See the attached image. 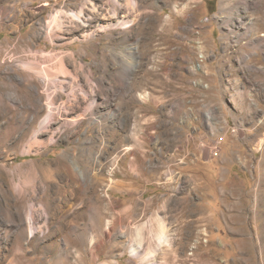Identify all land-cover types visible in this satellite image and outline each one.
<instances>
[{
  "label": "rangeland",
  "instance_id": "374dc122",
  "mask_svg": "<svg viewBox=\"0 0 264 264\" xmlns=\"http://www.w3.org/2000/svg\"><path fill=\"white\" fill-rule=\"evenodd\" d=\"M0 264H264V0H0Z\"/></svg>",
  "mask_w": 264,
  "mask_h": 264
},
{
  "label": "crops",
  "instance_id": "0c3cea01",
  "mask_svg": "<svg viewBox=\"0 0 264 264\" xmlns=\"http://www.w3.org/2000/svg\"><path fill=\"white\" fill-rule=\"evenodd\" d=\"M120 185H122V182H120ZM138 192L139 191L137 190L135 184L123 182V185L120 187L119 191H117L115 193V195L111 197V200L114 198L115 201L119 202V206H118L119 210L118 211H116V206L113 205V203H111L112 208H113V212H115V214H117L119 217L124 216L125 218L128 217L130 219L131 218L132 219L137 218L139 215L142 214L141 212L144 213L146 209L150 208L151 200L146 199L144 197V193H141V192L138 193ZM132 195H134L135 197L128 198ZM121 202H122V204H121ZM114 219L115 218L112 216V219H110V224L114 223ZM160 224H162V223H160ZM111 226H113V225H111ZM115 226L116 225H114V227ZM164 229H165V227H164ZM165 231H166V229H165ZM164 243H165V241H164ZM133 246H134L133 249H136L135 245H133ZM137 248H141V247L137 246ZM135 257L138 259L137 255H135ZM139 262L140 261H138L137 263H139Z\"/></svg>",
  "mask_w": 264,
  "mask_h": 264
},
{
  "label": "bare ground",
  "instance_id": "6f19581e",
  "mask_svg": "<svg viewBox=\"0 0 264 264\" xmlns=\"http://www.w3.org/2000/svg\"><path fill=\"white\" fill-rule=\"evenodd\" d=\"M131 4L133 5V2L131 1ZM81 15H83L82 14V11H80V12H78V13H72L71 14V16L75 19V20H81ZM57 19V18H56ZM54 24V23H53ZM29 70V69H28ZM60 70L61 71H64L65 70V67H64V65L62 64L61 65V68H60ZM35 72H38V71H36V70H34ZM38 74V73H37ZM241 94V93H240ZM237 95V94H236ZM238 96V98H241V96H242V94H241V96L239 97V94L237 95ZM53 97V96H52ZM55 102V100H54V98H51V100H50V103H51V105L53 104ZM51 108V107H50ZM52 110V109H51ZM50 110V111H51ZM51 115H53V113H52V111L50 112V114H49V117L51 116ZM48 124V122H45V124L43 125V126H45V125H47ZM31 151V150H30ZM30 151H28V152H30ZM82 174V173H81ZM21 193H23V191H21ZM29 222L28 223H30L29 224V226L28 227H30V229H31V231H30V234L33 236V234H34V231L36 230V228L33 226L34 225V223H35V219H34V213H32V212H30V215H29V220H28ZM158 223V222H157ZM162 226V225H161ZM163 227V226H162ZM161 231H160V236H159V238H160V241L161 242H163L165 239H166V237H167V235H166V233H165V230L163 229V228H161L160 229Z\"/></svg>",
  "mask_w": 264,
  "mask_h": 264
}]
</instances>
